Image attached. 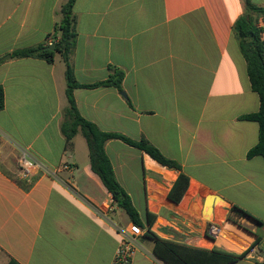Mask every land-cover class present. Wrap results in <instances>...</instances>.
<instances>
[{"label": "crops", "instance_id": "1", "mask_svg": "<svg viewBox=\"0 0 264 264\" xmlns=\"http://www.w3.org/2000/svg\"><path fill=\"white\" fill-rule=\"evenodd\" d=\"M67 1L0 0V264H112L132 223L92 170L82 133L71 144L62 133L68 106L62 55L52 63L11 55L56 42ZM250 2L264 8V0ZM73 10L76 81L95 84L114 69L124 72L121 91L74 89L80 114L102 131L148 140L182 168L163 166L118 139L106 143L145 226L132 264H166L148 229L190 247L247 252L230 264L264 262V225L255 221L264 223V158L247 156L259 125L241 119L259 110L260 98L233 33L245 2L76 0ZM24 153L49 173L20 178ZM181 172L189 186L176 203L168 196ZM212 222L222 229L218 239L207 234ZM256 235L262 241L252 247Z\"/></svg>", "mask_w": 264, "mask_h": 264}, {"label": "trees", "instance_id": "2", "mask_svg": "<svg viewBox=\"0 0 264 264\" xmlns=\"http://www.w3.org/2000/svg\"><path fill=\"white\" fill-rule=\"evenodd\" d=\"M75 1L76 0H68L62 7V19L55 29V35L58 40L54 42V50H47L45 48L49 45L40 44L14 50L11 55L13 58H40L50 63L54 62L57 53L62 55L66 65V96L68 100V106L64 109V121L61 125L62 133L68 144H71L72 139L78 132L82 133L88 145L92 170L100 177L102 183L113 196L118 207L127 213L131 222L144 229V223L130 195L121 186L116 177L113 165L106 153V143L110 140L118 139L129 146L145 152L153 160L163 166L179 171H181L182 168L178 162L167 158L148 140H134L121 133L102 131L96 124L85 119L80 114L74 98V89L78 87L93 88L98 86H114L121 91L124 72L114 69L108 80L95 84L82 85L76 81L74 70L70 62V56L75 47L77 37L75 28L76 18L73 10ZM261 16H264V8L256 6L248 0L245 3V12L233 26L234 36L247 62V70L252 89L260 98V108L257 112L241 116V119L254 121L259 125L258 143L248 151V158L255 156H262L264 158V44L260 41V29L257 27V22ZM4 106L5 93L4 88L0 86V110H2ZM188 186L189 177L181 172L168 198L171 201L179 203L185 195ZM233 211L239 215L250 216L247 212L237 207H234ZM255 221L260 226L264 225L261 220L255 219ZM147 222L148 225L151 226L152 219L150 216ZM147 234L154 236V252L156 256L166 264H230L245 257L247 253L235 255L225 251L190 247L188 245L160 239L149 229L147 230ZM261 241V236L256 235V240L252 244V247L260 244ZM9 264L18 263L11 260ZM260 264H264V262Z\"/></svg>", "mask_w": 264, "mask_h": 264}, {"label": "built area", "instance_id": "3", "mask_svg": "<svg viewBox=\"0 0 264 264\" xmlns=\"http://www.w3.org/2000/svg\"><path fill=\"white\" fill-rule=\"evenodd\" d=\"M257 27L260 29V41L264 44V18L258 20ZM54 44V43H50ZM1 157V153H0ZM64 168L68 169V165ZM35 170H41L45 173H49L44 166L38 162L32 160L27 153H24L19 160V176L26 179L30 177ZM109 209L108 207H105ZM122 239L120 246L116 252L115 258L112 264H132L133 255L137 249L139 239L143 236L144 230L131 223L128 229L122 231ZM207 234L209 237L218 239L222 235V229L219 224L212 222L207 226Z\"/></svg>", "mask_w": 264, "mask_h": 264}, {"label": "water", "instance_id": "4", "mask_svg": "<svg viewBox=\"0 0 264 264\" xmlns=\"http://www.w3.org/2000/svg\"><path fill=\"white\" fill-rule=\"evenodd\" d=\"M243 1L246 3L248 0H243ZM45 49H47V50H54L55 49V44H51L48 47H46ZM8 57H10V56H7L6 58H8Z\"/></svg>", "mask_w": 264, "mask_h": 264}, {"label": "rangeland", "instance_id": "5", "mask_svg": "<svg viewBox=\"0 0 264 264\" xmlns=\"http://www.w3.org/2000/svg\"><path fill=\"white\" fill-rule=\"evenodd\" d=\"M244 2V1H243Z\"/></svg>", "mask_w": 264, "mask_h": 264}]
</instances>
